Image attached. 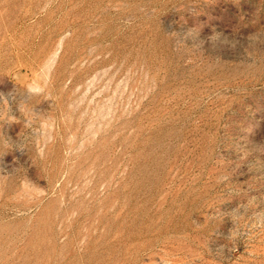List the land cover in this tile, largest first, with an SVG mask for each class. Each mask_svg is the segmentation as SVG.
I'll return each mask as SVG.
<instances>
[{
    "label": "rangeland",
    "instance_id": "1",
    "mask_svg": "<svg viewBox=\"0 0 264 264\" xmlns=\"http://www.w3.org/2000/svg\"><path fill=\"white\" fill-rule=\"evenodd\" d=\"M0 264H264V0H0Z\"/></svg>",
    "mask_w": 264,
    "mask_h": 264
}]
</instances>
